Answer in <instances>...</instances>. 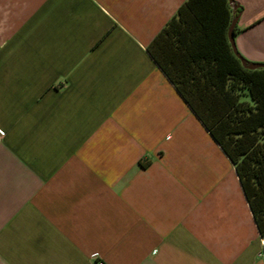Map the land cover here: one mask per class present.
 <instances>
[{
    "label": "crops",
    "instance_id": "crops-1",
    "mask_svg": "<svg viewBox=\"0 0 264 264\" xmlns=\"http://www.w3.org/2000/svg\"><path fill=\"white\" fill-rule=\"evenodd\" d=\"M185 1L0 0V264H264L234 165L147 50ZM235 1L264 62V0Z\"/></svg>",
    "mask_w": 264,
    "mask_h": 264
},
{
    "label": "trees",
    "instance_id": "trees-1",
    "mask_svg": "<svg viewBox=\"0 0 264 264\" xmlns=\"http://www.w3.org/2000/svg\"><path fill=\"white\" fill-rule=\"evenodd\" d=\"M236 13L228 0H186L147 50L231 160L264 237V68L233 53Z\"/></svg>",
    "mask_w": 264,
    "mask_h": 264
},
{
    "label": "water",
    "instance_id": "water-1",
    "mask_svg": "<svg viewBox=\"0 0 264 264\" xmlns=\"http://www.w3.org/2000/svg\"><path fill=\"white\" fill-rule=\"evenodd\" d=\"M230 6L232 7L233 13H236L238 8V3L235 0H228ZM240 12L236 13L235 16L232 18L231 23L228 27V39L231 44L233 53L239 58L243 66L249 69H257V68H264V62H253L246 59L237 49L236 43H235V27L237 25V22L239 20Z\"/></svg>",
    "mask_w": 264,
    "mask_h": 264
},
{
    "label": "built area",
    "instance_id": "built-area-1",
    "mask_svg": "<svg viewBox=\"0 0 264 264\" xmlns=\"http://www.w3.org/2000/svg\"><path fill=\"white\" fill-rule=\"evenodd\" d=\"M263 256H264V254H263ZM95 264H104V262H103L102 260H100V259L98 258V256H96V257H95Z\"/></svg>",
    "mask_w": 264,
    "mask_h": 264
}]
</instances>
